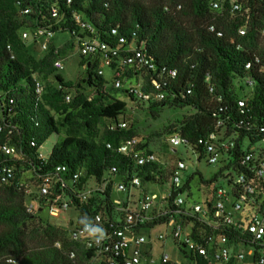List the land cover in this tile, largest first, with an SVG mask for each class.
I'll list each match as a JSON object with an SVG mask.
<instances>
[{"label": "trees", "instance_id": "obj_1", "mask_svg": "<svg viewBox=\"0 0 264 264\" xmlns=\"http://www.w3.org/2000/svg\"><path fill=\"white\" fill-rule=\"evenodd\" d=\"M53 3L54 0H0V91L11 90L16 99L12 108L0 113V143L24 149L28 161L38 172L67 165L73 171L82 172L83 183L90 179L101 183L110 167H117L122 174L132 168L131 161L108 149L107 144L117 146L122 140L137 138L138 134L134 126L125 130L109 129L110 124L119 122L125 114L127 103L113 92L120 90L113 87L111 92L108 91L107 80L97 74L91 58L82 57L86 73L79 82L66 81L54 69V61L63 59L69 47L75 48L72 40L58 54L52 46L40 55L35 40L23 39L24 32L33 33L36 28L53 23L49 15ZM57 3L65 19L53 26L56 34L69 33L73 37V31L78 29L73 20L74 12L93 24L102 40L113 41L111 29L120 25V32L130 40H136L158 65L178 71L171 90L179 92L175 101L153 104L130 98L139 107L148 104L154 118L166 106L194 109V114L169 126L164 133L181 135L196 153L203 155V149L196 144L213 133L219 121H224L230 136L235 132L233 122L244 120L246 125H259L264 118V78L257 80L246 116L240 114L237 105L244 96L243 87H238L237 81L246 77L245 63L253 52L264 57V37L260 33L264 24V3L260 0H254L251 5V27L243 39L247 51L239 50L237 45L229 42L232 37L237 38V29L243 23L241 17L231 16L229 4L226 11L220 12L211 9V0H72L71 4L67 0H58ZM167 7L169 11H166ZM27 8L31 13L22 15ZM211 26L222 31L224 36L219 38L210 32ZM207 73L212 76L213 93L206 82ZM35 74L40 75L45 85L40 99L34 92ZM189 89L191 94L187 93ZM67 96H71L70 101ZM228 115L233 120L228 121ZM236 131H240L241 139L246 134L254 142L262 138L255 128L249 133L245 128H236ZM53 135L59 139L48 162L41 163L36 159V152ZM32 140L36 141L37 147H29ZM142 141L140 147L149 150L148 140L143 138ZM15 164L19 171L24 167L20 162ZM162 168L160 164H152L138 168L136 172L146 183L155 180V173L163 175ZM106 196L109 213L98 205V196H94L89 204L75 202L74 209L83 216L80 222L84 217L91 220L99 211L109 218L113 196L111 185ZM26 201L23 190L0 184V264H105L93 261L91 251L72 242L69 229L45 221L41 212L29 214ZM157 223L160 222L151 225ZM57 243L61 244L60 248ZM72 251L76 252V259L70 258ZM190 259L192 261L182 264H208L198 256H190ZM8 260L13 261L9 263Z\"/></svg>", "mask_w": 264, "mask_h": 264}, {"label": "built area", "instance_id": "obj_2", "mask_svg": "<svg viewBox=\"0 0 264 264\" xmlns=\"http://www.w3.org/2000/svg\"><path fill=\"white\" fill-rule=\"evenodd\" d=\"M57 1L54 0L49 8L52 24L22 35L25 41L35 40L41 54L48 52L52 46L55 54L61 49L54 44L56 32L53 26L61 23L65 15ZM260 1L264 3V0ZM67 3L71 4L72 0H67ZM253 3L254 0H211L210 3L212 10L220 12L226 11L229 4L231 16L241 17L243 23L237 29V38L232 37L229 41L239 50L247 51L243 39L248 36L251 27ZM166 11H169L168 7ZM30 13L28 8L22 11V15ZM73 20L78 26L72 33L75 48L81 57L91 58L99 76L105 78L106 69L111 70L115 89L143 103L175 101L179 92L171 90L178 78L177 70L158 65L143 47L138 46L136 40H130L120 32V25L111 29L113 41H106L99 37L96 27L79 13H73ZM209 30L219 38L224 36L215 26ZM260 33L264 37V24ZM53 67L58 73L63 72L66 68L64 59H56ZM244 70L246 77L237 81V86L243 87L244 96L237 101V105L240 114L246 116L248 101L256 91L257 80L264 78V57L253 52ZM135 77L138 82H130ZM33 79L35 95L40 99L45 91L44 82L39 74L33 75ZM206 82L213 93L215 87L210 73L206 74ZM191 92V89L187 91L188 94ZM70 100L71 96H67V101ZM15 104L11 90L0 91V113ZM227 120H233L232 116L228 115ZM129 127L126 120L109 125L112 131ZM236 128H245L248 133L255 128L262 138L254 142L246 134L241 139ZM233 129L235 132L227 135V126L221 120L213 133L196 144L203 149L199 161L206 158L210 165L223 164L219 178L216 176L213 181H202L200 186H194L200 174L197 171L188 173L190 167L185 160L174 156V163H162L152 149L140 147L143 141L139 138L122 140L117 146L107 144L108 149L131 161L132 168L122 174L117 167H110L101 183L95 179L83 183L82 172L73 171L67 165L38 172L36 166L28 161L24 149L0 143V184L14 185L24 191L29 214L36 215L47 210L51 217H59L70 209L75 210L77 219L70 222L69 238L91 251L95 262L182 264L192 261L190 256H198L208 264H264V147L257 146L264 142V118L259 125H246L244 120L233 122ZM167 142L172 147H190L187 139L179 134L170 135ZM29 147H37L36 141L32 140ZM41 149L37 150L36 159L46 164L49 157ZM15 162L22 163L24 167L17 170ZM152 164L162 165L160 171L164 174L155 173V180L143 183L136 170ZM192 166L195 167V164ZM93 181L94 185H91ZM166 181L171 182L166 193L158 195L149 191L150 185L163 186ZM110 185L113 189L111 216L109 214L106 218L104 212L99 211L91 220L84 217L80 222L83 216L74 209L75 204H89L94 196L104 200L103 203L98 201V205L109 213L106 190ZM116 191L123 196L116 197ZM155 221L160 223L152 226ZM159 225L173 229L181 258L173 260L168 254L157 257L153 253L154 240L144 233ZM166 238L160 235L158 240ZM56 246L60 248L61 244ZM70 258L76 259V252L72 251ZM12 261L8 260L9 263Z\"/></svg>", "mask_w": 264, "mask_h": 264}, {"label": "rangeland", "instance_id": "obj_3", "mask_svg": "<svg viewBox=\"0 0 264 264\" xmlns=\"http://www.w3.org/2000/svg\"><path fill=\"white\" fill-rule=\"evenodd\" d=\"M71 38L72 37L69 33H58L54 38V42L56 41V43L61 46L64 43H69L72 40ZM38 51L39 54L42 55L40 50ZM63 59L65 61L66 68L59 74L66 81L79 82L86 73V69L81 63L83 60L78 52V49L69 47L68 52L65 54ZM105 79L107 80L106 87L108 91L111 92V89L113 88V76L111 70L106 69ZM90 90L91 89L88 88V91ZM113 92L120 100L127 103L126 112L124 115H122L120 120H126L129 123V126H134L136 128L138 134L137 138L141 140L145 138L148 140L149 148L156 153L160 162L167 163V165H169L174 163L176 158L185 160L190 167L188 173L197 171L201 175H198L195 179L194 186H200L202 185V181H211L216 176L219 178L220 172L223 170V164L210 165L206 158H203L199 161V154H196L192 148L186 146L172 147L167 142V139L170 137V135L164 133L165 130L171 125L178 124L184 119V117L194 114V109L191 107L174 108L166 106L162 108L159 116L154 118L151 114V111L149 110L148 104L139 107L138 103L134 102L122 91ZM58 139L59 138L56 135H53L42 146L41 151L46 157H50ZM257 146L264 147V142ZM192 164H195V167H193ZM91 185H94V181ZM169 187H171V182L166 181L163 186L154 184L150 185L149 191L151 193L161 195L166 193ZM114 195L116 197L123 196L122 193L117 191L114 193ZM42 214L45 221L60 226L64 229H69L71 220L77 219V212L73 209L62 213L59 217H51L47 210H45ZM144 234L152 236L154 240L152 244L153 253L157 257L162 256L164 253L168 254L173 260L182 257L178 247L175 244L173 229L171 227L159 225L151 231L145 232ZM160 235H164L167 238L160 241L158 240ZM147 247L150 248L151 246Z\"/></svg>", "mask_w": 264, "mask_h": 264}, {"label": "crops", "instance_id": "obj_4", "mask_svg": "<svg viewBox=\"0 0 264 264\" xmlns=\"http://www.w3.org/2000/svg\"><path fill=\"white\" fill-rule=\"evenodd\" d=\"M54 44L56 45V46H59L60 48H62V47H64L67 43H64V44H62L61 46L60 45H58L57 43H56V41L54 42ZM130 82H132V83H137L138 82V78H133V79H130Z\"/></svg>", "mask_w": 264, "mask_h": 264}, {"label": "water", "instance_id": "obj_5", "mask_svg": "<svg viewBox=\"0 0 264 264\" xmlns=\"http://www.w3.org/2000/svg\"><path fill=\"white\" fill-rule=\"evenodd\" d=\"M90 63H88V67H89Z\"/></svg>", "mask_w": 264, "mask_h": 264}, {"label": "clouds", "instance_id": "obj_6", "mask_svg": "<svg viewBox=\"0 0 264 264\" xmlns=\"http://www.w3.org/2000/svg\"><path fill=\"white\" fill-rule=\"evenodd\" d=\"M97 231H99V230H97Z\"/></svg>", "mask_w": 264, "mask_h": 264}]
</instances>
